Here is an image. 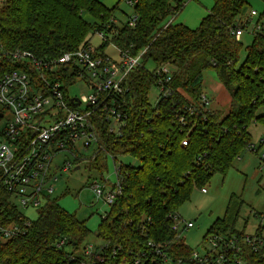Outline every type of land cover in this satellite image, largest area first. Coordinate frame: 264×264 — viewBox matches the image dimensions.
I'll list each match as a JSON object with an SVG mask.
<instances>
[{"label": "trees", "instance_id": "trees-1", "mask_svg": "<svg viewBox=\"0 0 264 264\" xmlns=\"http://www.w3.org/2000/svg\"><path fill=\"white\" fill-rule=\"evenodd\" d=\"M212 1L198 26L189 28L172 21L165 24L185 0H136L133 26L128 20L117 25L113 17L117 3L109 8L100 0H0L1 54L22 50L39 59L55 58L91 48V34L99 33L102 42L93 49L97 56L109 57L104 52L109 44L119 54H140L139 64L123 82L126 91L112 98L125 115L124 126L115 135L108 132L107 122L96 125L102 147L90 157L91 167L105 168L107 156L114 163L124 156L134 161L115 165L121 189L94 232L108 244L104 262L96 264L130 262L133 255L126 252L147 241L168 242L166 250L173 258H186L192 249L182 236L175 239L173 217L168 215H178L194 188H205L215 173L224 175L241 152L253 145L248 131L252 122L264 126V113L258 114L264 106V33L256 31L261 25L257 21L242 57V37L236 40L232 31L244 32L248 24V19L237 18L247 0ZM147 60L153 61L152 70L145 67ZM0 66L6 71L21 68L5 55ZM161 66L170 68L169 93L165 97L158 93L152 103L149 93L158 80L155 70ZM205 70H213L228 93V109L214 111L200 105ZM57 75L64 86L74 83L67 68L57 69ZM263 140L259 141L262 147ZM78 161L74 158L73 165ZM234 198L230 196L224 216L214 220L204 236L212 230L239 232L228 217ZM27 219L29 224L24 225ZM15 223L23 230L8 239L0 236V264H79L83 260L73 251L90 230L57 200L46 197L31 219L0 186V225ZM114 247H120L125 259L111 257Z\"/></svg>", "mask_w": 264, "mask_h": 264}, {"label": "built area", "instance_id": "built-area-1", "mask_svg": "<svg viewBox=\"0 0 264 264\" xmlns=\"http://www.w3.org/2000/svg\"><path fill=\"white\" fill-rule=\"evenodd\" d=\"M135 1L128 0L132 5ZM250 14L254 15L255 12L250 11ZM135 19V15L129 18L130 26H133ZM232 34L236 40H240L243 30L235 28ZM99 35L103 38L102 33ZM2 55L19 62L21 68L6 71L0 66V104L10 114L0 140V186L10 193L11 202L19 208L37 209L53 191L50 180H55L60 170L67 171L73 166L71 161L65 160L61 165L54 164L52 167L57 152L66 151L74 158L83 160L89 149L92 148L93 154L97 152L93 151L98 147L97 124L107 122L110 133H116L118 127L124 124L125 115L118 105H114L112 98L126 91L123 82L128 72L139 64L140 54L131 56L126 51L121 52L119 59L114 60L116 63L109 57L97 56L90 47L47 59H39L31 52L22 50L0 53V58ZM60 67L67 68L68 73L74 76L73 84L64 86L57 75ZM155 71L158 76L157 91L162 94L161 97H165L169 93L166 84L170 80V72L165 66ZM78 82L88 88V93L70 95L69 88ZM76 101L78 104L74 105ZM208 104L209 98L202 94L200 105L208 108ZM113 124L118 125L116 132ZM249 149L258 152L254 145ZM261 157L264 158L263 153ZM90 187L96 199L109 205L121 189L117 177L110 187L98 182ZM200 191L206 192V189ZM171 216L175 239L194 226L191 220H183L175 214L168 215ZM257 216L264 218V214ZM23 224L28 225L29 219ZM22 230L17 223L0 225V236L8 239ZM107 247L108 244L102 241L96 246H85L83 260L79 264L103 263ZM167 247L168 242L154 244L147 241L142 247L126 252V255H133L130 262L119 264H264V237L260 227L254 234L212 230L202 238L201 250H192L186 258H173ZM119 251L120 247H114L109 254L125 259Z\"/></svg>", "mask_w": 264, "mask_h": 264}, {"label": "rangeland", "instance_id": "rangeland-1", "mask_svg": "<svg viewBox=\"0 0 264 264\" xmlns=\"http://www.w3.org/2000/svg\"><path fill=\"white\" fill-rule=\"evenodd\" d=\"M114 1L118 2L113 17H115L117 25H121L134 16V6L128 0ZM212 3V0H185L183 7L174 15H170L166 22L171 21V18H173V23H182L189 28H195L208 13ZM250 11H254L255 14L251 15ZM237 18L242 21L248 19V24L242 35L243 57L244 47L250 44L257 21L261 28L256 29V31L264 33V0H247V6ZM87 19L89 18L87 17ZM101 42L102 37L100 35L91 34L89 44L92 49L98 47ZM104 52L113 60L119 59V52L112 44L105 46ZM145 67L152 70L154 68L153 61L147 60ZM166 67L168 70L170 69L168 66ZM156 85H158V80ZM202 85V93L210 100L209 109H214V111L228 109L229 95L220 84L213 70L203 71ZM69 93L72 96L87 94L88 88L78 82L69 88ZM157 94L156 86L152 87L149 93V100L152 103L155 102ZM0 112H3L0 119V140H2L1 134L6 123L10 120V114L1 104ZM263 113L264 106L258 110V114ZM117 126V124H113L115 132ZM120 127L113 134L118 135ZM248 131L251 135V143L255 146V150H258V153L245 148L224 175L215 173L210 177L205 185L206 192L194 188L189 199L177 210L178 215L183 220H191L194 223L192 228L184 230L181 234L185 244L192 250H201L204 234L214 220L221 219L224 216L228 200L232 195L235 198L228 213L231 226L236 231L246 234H254L256 229L260 227L261 235L264 237V218L261 219L257 216V214H264V161L260 158L261 154H264V147L259 142L264 137V126L252 122ZM99 143L101 142L99 141ZM100 147H102V144H98L97 150ZM97 150L93 149V151ZM91 154H93L92 148L85 154L83 160L78 161L77 169L73 165L70 170H60L56 173V179L50 180L53 186V191L49 193L50 199L57 200L62 208L74 213L80 220H84L90 230V234L78 250L73 251L71 248H66V251H73L76 256H82L85 246L100 244L101 241L96 238L94 232L101 217L110 207L108 203L96 199L90 185L98 182L110 187L116 181L115 165L118 162L129 164L134 162L128 156H124L126 158H116L117 161L114 163L112 157L107 156L106 167L99 170L91 167L89 161ZM65 160L74 163V156L66 151L57 152L52 167L54 164L61 165ZM19 209L31 219H35L37 216L36 208Z\"/></svg>", "mask_w": 264, "mask_h": 264}, {"label": "crops", "instance_id": "crops-1", "mask_svg": "<svg viewBox=\"0 0 264 264\" xmlns=\"http://www.w3.org/2000/svg\"><path fill=\"white\" fill-rule=\"evenodd\" d=\"M103 4H105L107 7H113L118 1L114 0H100Z\"/></svg>", "mask_w": 264, "mask_h": 264}, {"label": "water", "instance_id": "water-1", "mask_svg": "<svg viewBox=\"0 0 264 264\" xmlns=\"http://www.w3.org/2000/svg\"><path fill=\"white\" fill-rule=\"evenodd\" d=\"M77 104H78V102H77V101H76V102H74V105H77ZM2 115H3V114L0 112V118L2 117ZM75 168L77 169V168H78V166H76Z\"/></svg>", "mask_w": 264, "mask_h": 264}]
</instances>
